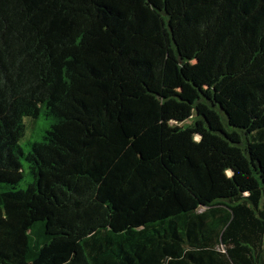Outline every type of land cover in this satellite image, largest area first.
I'll list each match as a JSON object with an SVG mask.
<instances>
[{
	"label": "trees",
	"instance_id": "trees-1",
	"mask_svg": "<svg viewBox=\"0 0 264 264\" xmlns=\"http://www.w3.org/2000/svg\"><path fill=\"white\" fill-rule=\"evenodd\" d=\"M0 264H264V0H0Z\"/></svg>",
	"mask_w": 264,
	"mask_h": 264
},
{
	"label": "rangeland",
	"instance_id": "rangeland-1",
	"mask_svg": "<svg viewBox=\"0 0 264 264\" xmlns=\"http://www.w3.org/2000/svg\"><path fill=\"white\" fill-rule=\"evenodd\" d=\"M25 123L27 125V132L25 137L20 141V146L24 149L25 152L29 153L32 149V143L42 141L46 130L51 126V121L45 119L42 116L37 121L27 118L25 119ZM24 166L26 175L18 189L26 190L29 183H31V178L28 175V168L26 164Z\"/></svg>",
	"mask_w": 264,
	"mask_h": 264
}]
</instances>
